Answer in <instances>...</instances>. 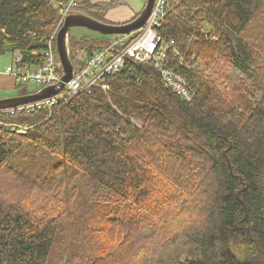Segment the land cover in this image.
<instances>
[{
    "label": "trees",
    "instance_id": "trees-1",
    "mask_svg": "<svg viewBox=\"0 0 264 264\" xmlns=\"http://www.w3.org/2000/svg\"><path fill=\"white\" fill-rule=\"evenodd\" d=\"M65 1L0 0V55L43 64ZM124 4L85 0L72 13L109 23ZM157 31L192 100L129 60L53 108L0 115L34 125L0 124V264H87L124 249L128 264H156L155 247L178 236L200 249L180 264H264V0H168ZM99 34L70 35L74 73L109 41ZM200 61L246 79L225 87Z\"/></svg>",
    "mask_w": 264,
    "mask_h": 264
},
{
    "label": "built area",
    "instance_id": "built-area-1",
    "mask_svg": "<svg viewBox=\"0 0 264 264\" xmlns=\"http://www.w3.org/2000/svg\"><path fill=\"white\" fill-rule=\"evenodd\" d=\"M80 2L81 0H68L61 3L58 10L61 15L58 28L63 25L66 16L72 13V9ZM167 5L168 0H155L150 16L142 28L127 34H115L107 44L85 59L82 68L65 82L63 89L58 93L17 106L0 108V115H16L53 108L75 93L89 91L98 86L103 82V76L120 71L129 60L151 63L160 70L162 80L167 87L174 89L184 100H192L195 94L194 89L189 87L187 78L171 65L169 50L172 43L164 42L157 31L165 17ZM53 38L56 36L49 41L43 64H26L19 54L14 57L13 64L5 69L6 76L18 81L17 83L40 86L38 90L29 91L26 94H34L46 86L59 84L62 80L64 72H60L57 56L53 52ZM0 124L22 135L34 128V125L18 121L2 120Z\"/></svg>",
    "mask_w": 264,
    "mask_h": 264
},
{
    "label": "rangeland",
    "instance_id": "rangeland-1",
    "mask_svg": "<svg viewBox=\"0 0 264 264\" xmlns=\"http://www.w3.org/2000/svg\"><path fill=\"white\" fill-rule=\"evenodd\" d=\"M83 1L85 0H81L79 4L83 3ZM97 2H107V1L97 0ZM146 2L147 0H125L124 5L115 6L111 8L115 10H111V9L108 10V13L110 14L108 13H107L108 15L106 14V20L110 24L125 23L123 21H125L126 19H123V18H126L127 14L130 11H133V12L142 11ZM61 3L62 2H56L53 4L54 10H56V13L58 14V17H59L57 20L58 21L57 24H59L60 19H61V15L59 14L60 11H58L59 6L61 7ZM131 19H129V21ZM69 32H70L71 37L75 38L76 40H79L83 36H86V37L88 36L94 39L99 38V43L100 41L101 43H103L101 39L102 37L100 36L99 32L91 30L84 26L71 27ZM56 33H57V30L55 28L54 31H52L51 33L52 35L50 36L49 41L51 40L52 37L57 36L55 35ZM107 36L111 37L114 35H107ZM14 56H15V53H12V52H6V54L4 53L0 55V73L4 72V70L7 68L8 65L13 64ZM198 63H199V67L203 69L206 74L212 75L213 77L217 79L219 78V80L223 82V86L225 87H231V85H233L234 83L239 85L240 81H242L243 79H246V76L243 73H241V71L237 70L233 66L226 65L224 61L221 62L220 65H218V67L216 66V64H212L211 66H209L206 62H203V61H200ZM9 81L11 84V88L8 87L5 89H0V98H7V96L15 97L21 94L22 90H19L15 87L16 80L10 78ZM39 88L40 86L38 85L30 84L24 88L25 89L24 91L25 93H27V91L38 90ZM2 185H3L2 189L4 190V193H5V181H3ZM16 190L18 189H15V191ZM12 192H14V190H10V193ZM164 232L165 231H162L161 235L164 234ZM184 241L185 239L182 236H178L176 241L168 245L164 244V242H160L158 246L155 247V250L159 251V255H161L159 261H157L156 264H180L181 261L187 259L188 257H193L199 254L200 252L199 248H196V246L189 245L187 243L184 244ZM128 252H129V249H124L123 252L120 253V255H117L115 257H110L105 260L90 259L88 260L87 264H128L129 262L127 261V258H125L127 257ZM133 263H136V262H133Z\"/></svg>",
    "mask_w": 264,
    "mask_h": 264
},
{
    "label": "water",
    "instance_id": "water-1",
    "mask_svg": "<svg viewBox=\"0 0 264 264\" xmlns=\"http://www.w3.org/2000/svg\"><path fill=\"white\" fill-rule=\"evenodd\" d=\"M154 3L155 0H147L143 10L135 19L122 24H110L102 21L99 22V20L81 13H70L67 15L56 36L57 51H59L58 55L64 72L61 82L56 85L46 86L34 94H26L15 97L7 96V98H0V108H8L39 100L48 97V95L51 96L56 94L63 89L65 82L69 81L75 74L73 66L74 64L72 63L70 57L69 48V31L71 27L84 26L105 35L127 34L140 29L145 25L150 16Z\"/></svg>",
    "mask_w": 264,
    "mask_h": 264
},
{
    "label": "crops",
    "instance_id": "crops-1",
    "mask_svg": "<svg viewBox=\"0 0 264 264\" xmlns=\"http://www.w3.org/2000/svg\"><path fill=\"white\" fill-rule=\"evenodd\" d=\"M92 1H97V0H92ZM101 1H103V0H101ZM105 1V0H104ZM106 1H108V0H106ZM111 10H115V9H111ZM116 10H118V9H116ZM137 11V10H136ZM110 12H112V11H110ZM138 12H141V11H138ZM138 12H133V11H130L128 14H127V17L126 18H123V19H126L127 21H129V19H131V18H134L136 15H137V13ZM108 13V12H107ZM108 14H110V13H108ZM107 14V15H108ZM126 20L125 21H123V22H126ZM113 36H111L110 37V39L112 38ZM110 39H109V41H110ZM108 41V42H109ZM107 42V43H108ZM106 43V44H107ZM17 55H19L18 53H15V56H17ZM14 56V57H15ZM9 66V65H8ZM7 66V67H8ZM4 72H5V70H4ZM4 72H2V73H0V89H5V88H11V84H10V76H6V74L4 73Z\"/></svg>",
    "mask_w": 264,
    "mask_h": 264
},
{
    "label": "bare ground",
    "instance_id": "bare-ground-1",
    "mask_svg": "<svg viewBox=\"0 0 264 264\" xmlns=\"http://www.w3.org/2000/svg\"><path fill=\"white\" fill-rule=\"evenodd\" d=\"M61 27H62V26H61ZM61 27H59V28L57 27V28H56V30H58V31H59ZM58 31H57V33H58Z\"/></svg>",
    "mask_w": 264,
    "mask_h": 264
}]
</instances>
